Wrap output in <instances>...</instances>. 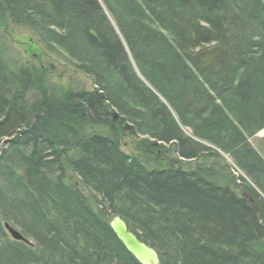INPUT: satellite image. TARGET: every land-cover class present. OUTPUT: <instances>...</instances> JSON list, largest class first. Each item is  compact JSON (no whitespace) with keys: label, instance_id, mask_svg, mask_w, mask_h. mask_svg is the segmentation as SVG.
I'll list each match as a JSON object with an SVG mask.
<instances>
[{"label":"trees","instance_id":"16d2710c","mask_svg":"<svg viewBox=\"0 0 264 264\" xmlns=\"http://www.w3.org/2000/svg\"><path fill=\"white\" fill-rule=\"evenodd\" d=\"M10 25L94 87L11 65ZM263 129L264 0H0V264H140L116 215L161 264H264V158L250 141ZM123 130L136 151L164 148L158 167L123 150ZM221 152L245 176L190 166Z\"/></svg>","mask_w":264,"mask_h":264},{"label":"rangeland","instance_id":"374dc122","mask_svg":"<svg viewBox=\"0 0 264 264\" xmlns=\"http://www.w3.org/2000/svg\"><path fill=\"white\" fill-rule=\"evenodd\" d=\"M4 35V44L7 47L6 58L11 65H13V62L27 65H46L49 69L51 68V72L53 73L54 78L56 77V80L65 77L66 80H70L69 84L73 87L79 86L87 89H92L94 87L92 79L76 69L72 58L67 53L59 49L49 50L48 45L30 29L10 25L9 30ZM66 80H64V82H66ZM263 130L251 137L250 141L264 158ZM123 132L125 133L122 140L123 150L128 154H133L139 157L150 168L158 167L157 165H159L160 162H157L155 159L162 156L164 148L159 147L157 149L158 151H156V149L154 150V153H148L144 150L136 151L134 143L137 142L138 139L130 133L129 130H123ZM157 143L158 145L160 144L159 142ZM221 155L222 160L216 158L217 156H204L197 161H191L189 163L190 166H194L201 162H208L209 165H211L216 161V163L219 162L216 166L218 172L224 170L233 176H245L229 155L223 152H221ZM67 175L69 181L76 183L91 201H95V195L93 192L82 183L71 169H67Z\"/></svg>","mask_w":264,"mask_h":264},{"label":"water","instance_id":"95a60500","mask_svg":"<svg viewBox=\"0 0 264 264\" xmlns=\"http://www.w3.org/2000/svg\"><path fill=\"white\" fill-rule=\"evenodd\" d=\"M114 120H117L118 114L113 113ZM126 129L130 127L128 125L125 126ZM154 146H157V142H153ZM244 198H248V194H243ZM254 208L258 209V205L255 204L252 198H249ZM110 227L114 232L117 239L123 244L125 249L133 255V257L140 264H160V255L157 250L148 245L147 243L141 241L137 235L129 229L127 222L119 215H116L110 221ZM5 229H7L12 237L16 240H22L27 243L31 242L28 238H26L18 229L12 226L9 223L5 224Z\"/></svg>","mask_w":264,"mask_h":264},{"label":"bare ground","instance_id":"6f19581e","mask_svg":"<svg viewBox=\"0 0 264 264\" xmlns=\"http://www.w3.org/2000/svg\"><path fill=\"white\" fill-rule=\"evenodd\" d=\"M264 131V130H263ZM1 153V152H0ZM6 223H8V222H4V224H6ZM10 224V223H9ZM17 229V228H16ZM6 231L8 232V234L10 235V237L13 239V240H15V241H22V240H16V239H14L13 237H12V235L10 234V232L6 229ZM21 232V231H20ZM22 233V232H21ZM24 235V234H23ZM25 236V235H24ZM26 237V236H25ZM27 238V237H26ZM22 242H24V243H26L27 245H29V244H32V242H29V243H27V242H25V241H22ZM161 260V259H160ZM160 264H161V262H160Z\"/></svg>","mask_w":264,"mask_h":264}]
</instances>
